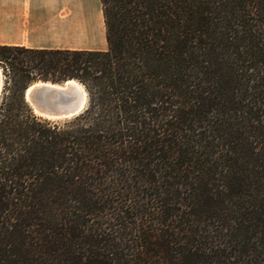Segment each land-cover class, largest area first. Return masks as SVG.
Here are the masks:
<instances>
[{"label": "trees", "instance_id": "1", "mask_svg": "<svg viewBox=\"0 0 264 264\" xmlns=\"http://www.w3.org/2000/svg\"><path fill=\"white\" fill-rule=\"evenodd\" d=\"M100 3L104 51L0 45V264H264V0Z\"/></svg>", "mask_w": 264, "mask_h": 264}, {"label": "crops", "instance_id": "2", "mask_svg": "<svg viewBox=\"0 0 264 264\" xmlns=\"http://www.w3.org/2000/svg\"><path fill=\"white\" fill-rule=\"evenodd\" d=\"M0 45L104 51L100 0H0Z\"/></svg>", "mask_w": 264, "mask_h": 264}, {"label": "water", "instance_id": "3", "mask_svg": "<svg viewBox=\"0 0 264 264\" xmlns=\"http://www.w3.org/2000/svg\"><path fill=\"white\" fill-rule=\"evenodd\" d=\"M24 98L32 112L43 119L58 121L74 117L86 105L84 88L75 81H66L62 84L38 82ZM34 85V84H33ZM32 86V85H31ZM3 87V78L0 70V96Z\"/></svg>", "mask_w": 264, "mask_h": 264}, {"label": "bare ground", "instance_id": "4", "mask_svg": "<svg viewBox=\"0 0 264 264\" xmlns=\"http://www.w3.org/2000/svg\"><path fill=\"white\" fill-rule=\"evenodd\" d=\"M0 70H1V68H0ZM35 86H39V84H34V85L30 86V87L28 88V90H27V93H28L33 87H35Z\"/></svg>", "mask_w": 264, "mask_h": 264}, {"label": "rangeland", "instance_id": "5", "mask_svg": "<svg viewBox=\"0 0 264 264\" xmlns=\"http://www.w3.org/2000/svg\"><path fill=\"white\" fill-rule=\"evenodd\" d=\"M103 49H106V45L102 46ZM66 120V119H65ZM64 120H58L57 122H63Z\"/></svg>", "mask_w": 264, "mask_h": 264}]
</instances>
